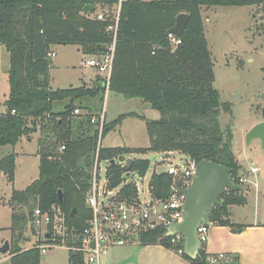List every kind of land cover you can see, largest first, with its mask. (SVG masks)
<instances>
[{
	"label": "trees",
	"instance_id": "1",
	"mask_svg": "<svg viewBox=\"0 0 264 264\" xmlns=\"http://www.w3.org/2000/svg\"><path fill=\"white\" fill-rule=\"evenodd\" d=\"M262 0H0V43L10 54V94L6 111L0 112V147L16 145L24 136L41 132L38 154L40 175L27 188L14 190L12 198V264H40V244L26 248L24 244L33 232L34 209L62 207L69 226L68 246L74 242L93 211L87 202L92 170L97 154L110 164L107 175L110 186L122 183L126 170L113 162L126 154L138 152H174L196 161L204 159L222 163L239 174V164L232 145V133L222 128L220 117L231 110L229 102L220 100L215 87L212 52L206 35L203 6L257 5ZM87 4L96 10L84 14ZM98 6L116 7L115 15L105 12L104 19L92 17ZM190 15L184 33L176 47L168 35L177 16ZM119 14L118 37L110 90L128 98H140L160 113L156 119H146L150 145L146 148L107 147L98 153L97 110L86 99L100 96L105 87L97 76L92 86L86 83L54 89L51 85V57L54 45H78L84 54L106 53L113 42L109 27ZM60 104L57 110L56 105ZM81 108L85 114H75ZM124 115L111 123L105 122L103 136L121 123ZM66 145L61 153L58 147ZM16 153L0 159V173L15 180ZM149 159H135L132 170L146 174ZM172 176L165 171L152 176L155 196L170 194ZM131 192L135 187H124ZM62 192V199L59 192ZM223 205L210 214L213 224L228 225L240 232L246 226L230 219L231 205L247 202V195L226 191ZM74 209H77L73 215ZM165 230L142 235L143 244L159 243ZM51 242V241H48ZM60 243V242H59ZM160 244V243H159ZM172 248L171 237L161 243ZM193 264H211L203 247L197 258L183 254ZM230 264H241L238 255L231 254ZM71 264H84L81 252L70 251Z\"/></svg>",
	"mask_w": 264,
	"mask_h": 264
},
{
	"label": "rangeland",
	"instance_id": "2",
	"mask_svg": "<svg viewBox=\"0 0 264 264\" xmlns=\"http://www.w3.org/2000/svg\"><path fill=\"white\" fill-rule=\"evenodd\" d=\"M118 6H98L115 15ZM206 35L214 61L215 87L220 91V100L231 104L230 111L220 117L222 128L232 133L231 145L239 164L247 170V206L236 207L237 214L251 216L258 209L264 216V147L262 139L256 137L249 143L248 132L259 122L264 121V0L257 5L247 6H203ZM78 45H54L56 55L51 58V85L54 89L95 84L97 69L84 65L90 54L79 51ZM10 54L0 43V112L5 110L4 101L10 94L9 82ZM85 104L94 106L107 123L124 115L121 123L106 132L101 144L107 147L146 148L150 137L146 119L160 117L158 110L151 108L140 98H128L123 94L109 91L100 96L86 99ZM60 104L56 105V109ZM41 132L24 136L16 145L0 147V159L16 153L15 180L10 181L6 174L0 173V247L11 240L12 198L14 190L27 188L40 175V156L38 154ZM126 159H149L150 168L145 175L148 184L155 172L167 168V158L174 163H183L185 155L174 152L130 153ZM119 160V159H117ZM106 161H101L102 175ZM260 167L258 173L251 169ZM138 185L142 182L138 176ZM145 190L146 187H145ZM148 196V195H147ZM257 205V206H256ZM47 229L43 228L45 232ZM30 238L24 244L32 248L46 244L36 233H28ZM47 252H41L40 264H71L70 249L65 245H50ZM0 264H12V255L0 252Z\"/></svg>",
	"mask_w": 264,
	"mask_h": 264
},
{
	"label": "built area",
	"instance_id": "3",
	"mask_svg": "<svg viewBox=\"0 0 264 264\" xmlns=\"http://www.w3.org/2000/svg\"><path fill=\"white\" fill-rule=\"evenodd\" d=\"M91 16L104 19L105 12L99 10L92 13ZM118 23L119 14L114 24L109 27L113 34V42L107 52L101 55H91L88 61H84V65L97 69V74L102 79L106 89V96L110 91L114 68ZM169 37L174 47L181 43V39L177 35H169ZM55 55V51L49 54L51 58ZM85 113L86 111L81 108L75 109V114ZM99 117V120L96 116L92 118L94 123L98 122V153L102 145L101 140L106 122L102 114H99ZM65 149V144L58 147V151L61 153ZM115 161L126 170L122 175V183L117 187H111L110 178L107 175L110 162L109 160L106 161L105 173L102 175L101 161L99 160V154H97L92 170L91 188L87 193V202L93 211V216L81 232L73 235L74 242L80 244L68 246L66 237L69 226L61 206L55 204L49 209L41 207L34 209L31 229L35 231L38 238H40L39 240L43 238L45 240L46 244L39 246L42 253L47 252L48 248L51 247L50 245L66 244L70 251L81 252L84 255V264H104V257L112 248L130 244H143L142 235L155 230H165V233L158 239L160 244L165 237L170 236L171 249L180 254L185 253L184 236L180 233L168 235L167 232L171 225L181 221L183 217V204L186 196L181 193V190L191 185L198 161L186 156L183 163H174L171 157L167 158V168L164 171L172 176V184L170 194L164 198L154 195L151 185L152 178L148 184H145L146 174L127 168L128 159L124 157L119 160L115 159ZM260 170V167L251 169L253 173H258ZM247 173V170L246 172L241 170L237 175L233 173L232 180L237 184L246 185L248 182ZM136 176L142 182L140 186L135 178ZM127 186L135 187V191L131 192L124 189ZM145 187L147 190H145ZM211 225H213V222L206 223L202 221L198 227V235L202 242L201 247L205 251ZM43 228L47 230L44 232ZM48 232L51 233L50 238L46 237ZM207 254L211 264H230L232 261V256L228 253Z\"/></svg>",
	"mask_w": 264,
	"mask_h": 264
},
{
	"label": "water",
	"instance_id": "4",
	"mask_svg": "<svg viewBox=\"0 0 264 264\" xmlns=\"http://www.w3.org/2000/svg\"><path fill=\"white\" fill-rule=\"evenodd\" d=\"M96 10V6L87 4L84 7V14H89ZM190 15L187 12L180 13L176 18L174 27L168 30V35L180 36L184 33ZM259 137L262 139L264 147V121L257 123L249 132L247 140L250 143L252 139ZM135 159L129 158L127 168L131 169ZM113 162H116L113 160ZM246 172V169H244ZM234 169L222 163L211 160H201L197 163L196 173L192 183L185 189L181 190L186 196L183 204V217L181 221L171 225L168 228V235L180 233L185 238V253L192 258H197L202 246L201 239L198 235V227L202 221L212 222L211 213L216 206H222V196L226 191H237L247 195L248 188L246 185L237 184L232 180ZM62 199V192H59ZM77 209H74L73 215ZM50 238L51 233H46ZM11 251V243L7 240L0 247V252L7 253Z\"/></svg>",
	"mask_w": 264,
	"mask_h": 264
},
{
	"label": "crops",
	"instance_id": "5",
	"mask_svg": "<svg viewBox=\"0 0 264 264\" xmlns=\"http://www.w3.org/2000/svg\"><path fill=\"white\" fill-rule=\"evenodd\" d=\"M5 111L6 108L1 112ZM248 194L247 192V196ZM249 202L247 197L245 204L229 207L232 222L246 226L242 231H233L228 225H211L209 240L205 247L207 253L235 254L238 255L241 264H264V216H260L258 209L251 216L239 215L235 209L245 207ZM104 262V264H193L183 254L158 243L116 246L105 255Z\"/></svg>",
	"mask_w": 264,
	"mask_h": 264
}]
</instances>
